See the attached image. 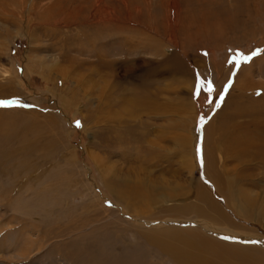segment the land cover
Returning a JSON list of instances; mask_svg holds the SVG:
<instances>
[{
	"label": "rangeland",
	"instance_id": "rangeland-1",
	"mask_svg": "<svg viewBox=\"0 0 264 264\" xmlns=\"http://www.w3.org/2000/svg\"><path fill=\"white\" fill-rule=\"evenodd\" d=\"M103 10L114 23L92 28ZM231 91L239 107H224ZM257 98L264 0H0V101L21 105L0 107V264H172L138 235L177 227L264 250L261 161L249 171L256 213L223 208L243 228L177 213L205 208L206 192L222 202L206 135L219 141L237 123L258 141ZM214 157L216 172L242 167Z\"/></svg>",
	"mask_w": 264,
	"mask_h": 264
},
{
	"label": "bare ground",
	"instance_id": "bare-ground-1",
	"mask_svg": "<svg viewBox=\"0 0 264 264\" xmlns=\"http://www.w3.org/2000/svg\"><path fill=\"white\" fill-rule=\"evenodd\" d=\"M102 13H104V14L101 15ZM101 14H99V13L97 14L96 17L98 20L95 23V25L92 26V28L95 26H107V24H109V23H114L112 21V19H110L108 16H106L107 13L104 10L101 12ZM41 20H43V19H41ZM40 23H42V22L40 21ZM78 24L79 23H77L76 25H78ZM67 25H69V24H67ZM174 25H175V23H173V24L169 23L168 26L173 28ZM54 26L56 27V25H54ZM202 26L204 27L203 24H202ZM54 30H55V28H54ZM54 30H52V31H54ZM202 33H203V31H201V34ZM198 34H200V33H198ZM89 40H90L89 43L92 44V47H94L93 42H98V38L91 37ZM171 60H173V57L168 58L165 62V65L168 66L169 69L171 68V63H172ZM247 85L249 86V88L251 87L250 84H247ZM236 89L240 90L238 88H236ZM245 89H248L247 86ZM246 97H247V95H246ZM238 98H240V96H238L236 94V91H233V92L231 91L228 94V97L226 98V105L224 107H226V106L228 107L232 104L234 106L239 107L241 102L237 103ZM263 101H264V98H257L254 100V102H255L254 107L252 106L254 109L260 110L262 112V114L264 113V103H261ZM240 110H243V108L241 107ZM243 111H245V109ZM246 111H248V113H249V109ZM253 125L256 127L259 126L258 127L259 128L258 133L256 134L257 135L256 139L258 141H254L253 135L252 136L248 135V133L246 132L248 130L246 125H240L239 126L237 123L231 129L229 128L230 130L227 133H226V131L224 132L221 130V137L222 138H220L219 141H213V140L211 141V138L209 135L210 133H207L206 138H205L206 143L208 145H211L213 143L214 147L209 148L210 152H211L210 157L207 156L208 150L205 151V154H203V151H201V153H202L201 158H202L203 162H205L207 165V173L213 175V177L214 176L217 177V179L220 181V184H219L220 188H218V187H215V188H216V190L218 189L222 193L221 194L222 202L218 201L219 203H217L216 199L214 200V198L210 197L211 195L206 192V194H205L206 197L204 198V202L206 204L205 208H197V205L194 204L191 207L192 208L191 210L186 209V208H184L183 210L178 209L177 210L178 214H180V213L182 214L183 212L185 213L188 211H193L194 213H196L198 215H202V216L204 215L205 219L207 218L209 221L214 222V220H217L218 223H221V220H225L226 222L230 223L229 225L235 226L234 228H240V227L243 228L242 223L231 218V216L235 217L236 215L233 213H231V214L226 213L225 211H223V208L227 207V206H228L227 208H232V205L237 206L238 212L242 211L245 214V215H243L245 219H249V214L247 211H251V213L255 212L254 211L255 208H253V207L256 204L254 205L255 201H253L254 200V199H252L253 197L251 198L252 192L249 190L250 189L249 187H254L256 180H254L251 177V175H249V173H250L249 171L251 170L250 164H252L253 162L261 161L259 163H264V125H263V123H260V122L254 123ZM250 127H251V125H250ZM208 130H210V128ZM234 130H237V135H238L237 139H232L229 137L232 134V131H234ZM256 132H257V130H256ZM250 134H253V133H250ZM224 136H226V137H224ZM195 146H196V144H195ZM205 146H206V144H205ZM218 150L223 151L224 154H228V158L231 161L237 160L235 162H237L239 164L238 166H240V165L242 166L240 168L241 171H239L240 169H237L235 172L236 174L234 173L233 175H229L231 170L226 169V166L224 165V167L222 168L224 171H222V170L221 171L225 174H222V172H220L219 170H217V172H216L215 168H216V165L219 164L217 161L220 158L216 159L214 157V154L216 156V151H218ZM224 161H225V159H224ZM224 161L222 162V164L224 163ZM219 174L223 178L225 176L227 177V179L229 180L227 182L228 184H226L224 186V184L222 182L223 179L221 178V176ZM206 178L208 181H210L212 177L208 178L206 176ZM218 190H217V192H218ZM126 192L125 191H123V192L119 191L116 193V196H118L119 199H123V198H127V197H130L133 195V190H131V191L127 190ZM135 194L137 195V193H135ZM239 194L241 197V202L244 203L243 207H241V205H236L237 202L234 203V200H233L234 198L238 197ZM183 196L186 197L187 193L183 194ZM263 196H264V194H263ZM196 198H198V194L196 195ZM218 198H220V197H218ZM142 199H144V197ZM147 199L151 200V201L153 200L151 195L147 196ZM263 199H264V197H263ZM225 202H228V203L226 204ZM220 203H222V205H220ZM216 205H219V206H216ZM250 206L253 208V210L251 209ZM208 207L210 208V212H208L209 209H206ZM170 208L173 209L172 207H170ZM211 211L213 214L211 213ZM258 213L260 215L262 214L261 212H258ZM237 216H239V214H237ZM239 217H241V216H239ZM196 223L198 224L197 221H196ZM200 223H202V222H200ZM184 227H186V226H184ZM196 227H197V229L203 228V227H198V226H196ZM196 227H194L195 230H197ZM187 228L189 230V227H187ZM191 228H192L191 230H194L193 227H191ZM188 230L187 229L184 230V228H182V227L181 228L179 227V229H178V227L172 228V229L166 228L163 231L162 230L161 231H158V230L157 231H151L150 233H147V234H142L141 232H139L138 234H140V233L141 234L140 235L137 234V235L140 236L141 238H143L145 241L149 242L150 244H153L155 247L159 248L163 252H165L168 255V257L171 259L172 264H204V263H206V259H205L206 255H208L209 257L214 259L217 264H264V250H261V249L255 248V247L236 246V245L227 244V243L221 242V241L208 240V239H206L207 237L201 236L203 234L200 235L199 234L200 232L197 233V232H195V230L188 232ZM214 230L215 231H212V232L215 234L217 231V228L215 227ZM203 231L208 233L205 230H203ZM112 234L115 235L113 232H112ZM109 240H111V239H109ZM84 248H87V247H84ZM142 257H144V256H142ZM142 257H141V259L143 262V260H145V259H143ZM110 258H112V257H110ZM138 260H139V258H138ZM100 261H101V259H100ZM104 262L105 261H103L102 263H104ZM216 263L211 262L210 264H216Z\"/></svg>",
	"mask_w": 264,
	"mask_h": 264
},
{
	"label": "snow or ice",
	"instance_id": "snow-or-ice-1",
	"mask_svg": "<svg viewBox=\"0 0 264 264\" xmlns=\"http://www.w3.org/2000/svg\"><path fill=\"white\" fill-rule=\"evenodd\" d=\"M240 56H241V59L244 60L245 62H247L248 60L251 59V57L243 56V54H240ZM236 63H237V65H239L240 60H237ZM203 86H204L203 84H201V85L198 86V88H197V94H199V90ZM207 90H208L209 93H211L214 90L213 87H212L211 81H209L208 84H207ZM220 99L223 100V96H221ZM11 106H21V105H18V102L17 101H0V107H11ZM24 106H26V105H24ZM219 106H220L219 103H217V107H219ZM77 126L78 127L80 126L79 125V122H77ZM199 151L200 150L198 148V152Z\"/></svg>",
	"mask_w": 264,
	"mask_h": 264
}]
</instances>
